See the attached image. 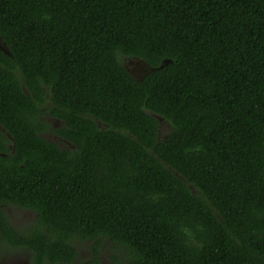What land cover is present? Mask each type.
I'll list each match as a JSON object with an SVG mask.
<instances>
[{"label":"trees","instance_id":"obj_1","mask_svg":"<svg viewBox=\"0 0 264 264\" xmlns=\"http://www.w3.org/2000/svg\"><path fill=\"white\" fill-rule=\"evenodd\" d=\"M0 43V247L264 264V0H0Z\"/></svg>","mask_w":264,"mask_h":264},{"label":"rangeland","instance_id":"obj_2","mask_svg":"<svg viewBox=\"0 0 264 264\" xmlns=\"http://www.w3.org/2000/svg\"><path fill=\"white\" fill-rule=\"evenodd\" d=\"M123 62L133 75L140 74L145 68L142 62L136 61L135 59L124 58ZM44 117L53 128L60 127L64 124L62 120L51 117L47 114H45ZM157 118L161 121L162 130L164 132H168L170 127L166 126V121H164L161 116H157ZM43 135L47 139L59 144L61 147L68 148L70 146V143H68L64 138L56 134L54 131L48 130L43 133ZM6 210L8 212L11 223L16 227H26L34 222L36 218L35 212L18 208L13 205L6 206ZM76 247L78 249V257L74 261V264H80L82 261L89 257L90 244L86 241L76 240ZM116 251L117 250L111 243L106 242L103 245L100 253L99 264H122V262L117 259V256H119V254ZM31 257V251L25 248H14L7 244H3L0 247V264H33Z\"/></svg>","mask_w":264,"mask_h":264},{"label":"water","instance_id":"obj_3","mask_svg":"<svg viewBox=\"0 0 264 264\" xmlns=\"http://www.w3.org/2000/svg\"><path fill=\"white\" fill-rule=\"evenodd\" d=\"M0 47L2 48V49H5L6 50V46L4 45V44H1L0 43ZM129 59H135L136 61H140V62H142L143 64H144V67H145V69H147V72L148 71H151L152 69H153V67L152 66H150L148 63H146L144 60H142L141 58H138V57H129ZM126 67V66H125ZM127 68V67H126ZM127 70L130 72V74L131 75H133L132 73H131V71L127 68ZM134 76V75H133ZM135 77V76H134ZM136 78V77H135ZM137 79H139V78H137ZM139 80H141V79H139ZM4 129V128H3Z\"/></svg>","mask_w":264,"mask_h":264},{"label":"flooded vegetation","instance_id":"obj_4","mask_svg":"<svg viewBox=\"0 0 264 264\" xmlns=\"http://www.w3.org/2000/svg\"><path fill=\"white\" fill-rule=\"evenodd\" d=\"M147 73V69L144 68V70L138 74V75H134L136 78H139V79H143L144 75ZM90 256V255H89ZM59 264H64V263H59Z\"/></svg>","mask_w":264,"mask_h":264}]
</instances>
